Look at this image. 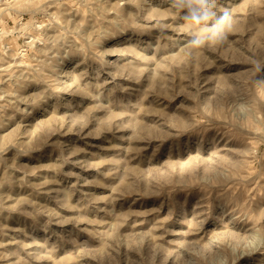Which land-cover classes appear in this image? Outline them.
I'll return each mask as SVG.
<instances>
[{
  "label": "rangeland",
  "instance_id": "obj_1",
  "mask_svg": "<svg viewBox=\"0 0 264 264\" xmlns=\"http://www.w3.org/2000/svg\"><path fill=\"white\" fill-rule=\"evenodd\" d=\"M0 0V264H264V0ZM226 37V38H225Z\"/></svg>",
  "mask_w": 264,
  "mask_h": 264
},
{
  "label": "clouds",
  "instance_id": "obj_2",
  "mask_svg": "<svg viewBox=\"0 0 264 264\" xmlns=\"http://www.w3.org/2000/svg\"><path fill=\"white\" fill-rule=\"evenodd\" d=\"M174 6L183 10L182 19L185 23L199 31L198 38L191 41L194 47H200L208 40L216 41L224 37L231 23L227 10L218 15L216 0H174Z\"/></svg>",
  "mask_w": 264,
  "mask_h": 264
}]
</instances>
